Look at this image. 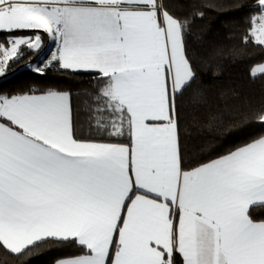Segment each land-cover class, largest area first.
I'll list each match as a JSON object with an SVG mask.
<instances>
[{"label": "snow or ice", "instance_id": "1", "mask_svg": "<svg viewBox=\"0 0 264 264\" xmlns=\"http://www.w3.org/2000/svg\"><path fill=\"white\" fill-rule=\"evenodd\" d=\"M185 27L162 0H0V76L40 55L46 33L55 48L33 71L95 81L87 136L69 92L0 91V249L79 246L59 264H264V219L250 212L264 208V135L185 164L177 101L197 78ZM245 42L264 46V0Z\"/></svg>", "mask_w": 264, "mask_h": 264}, {"label": "trees", "instance_id": "2", "mask_svg": "<svg viewBox=\"0 0 264 264\" xmlns=\"http://www.w3.org/2000/svg\"><path fill=\"white\" fill-rule=\"evenodd\" d=\"M167 10L186 23L187 54L196 80L177 101L181 121V145L185 164L215 158L230 149L264 135V78L252 69L264 62V46L246 43L249 18L257 0H162ZM199 13H203L202 16ZM0 33V41L4 39ZM47 56L48 36L41 33ZM39 55L12 63L0 76V91L37 94L49 89L71 94L74 116H83L85 102L95 87L93 74L48 67L43 74L29 69ZM44 58V57H43ZM264 219V208H250ZM72 243L41 244L30 255L16 256L0 249V264H55L80 255Z\"/></svg>", "mask_w": 264, "mask_h": 264}, {"label": "rangeland", "instance_id": "3", "mask_svg": "<svg viewBox=\"0 0 264 264\" xmlns=\"http://www.w3.org/2000/svg\"><path fill=\"white\" fill-rule=\"evenodd\" d=\"M46 51H48V50H46ZM39 56L40 57H38V62H33V63H30L28 65L29 69L33 70V68H35L36 66L43 67L44 62L46 61V56L45 55H39ZM259 66H264V62L262 64H260ZM256 67H258V66H256ZM44 69H46V67ZM77 132H78V134L83 135V136L89 135V128H88L87 124L77 125Z\"/></svg>", "mask_w": 264, "mask_h": 264}, {"label": "crops", "instance_id": "4", "mask_svg": "<svg viewBox=\"0 0 264 264\" xmlns=\"http://www.w3.org/2000/svg\"><path fill=\"white\" fill-rule=\"evenodd\" d=\"M54 48H55V45L50 41V38L48 37V46H47V56H48V52L50 51V50H54ZM47 56H46V59H47ZM46 68H48V67H46ZM45 70V69H44ZM82 72V71H81ZM83 114V113H82ZM74 118H75V121H76V126L77 125H84V124H86L85 123V117H84V114H83V116H80L79 114H76L75 116H74ZM61 261V260H60ZM60 261H57L55 264H59V262Z\"/></svg>", "mask_w": 264, "mask_h": 264}]
</instances>
